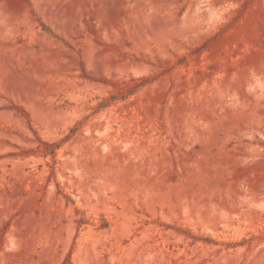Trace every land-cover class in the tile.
<instances>
[{
    "label": "rangeland",
    "instance_id": "obj_1",
    "mask_svg": "<svg viewBox=\"0 0 264 264\" xmlns=\"http://www.w3.org/2000/svg\"><path fill=\"white\" fill-rule=\"evenodd\" d=\"M0 264H264V0H0Z\"/></svg>",
    "mask_w": 264,
    "mask_h": 264
}]
</instances>
